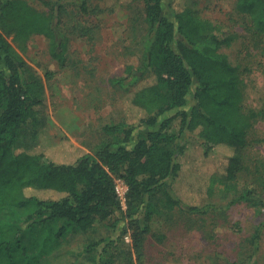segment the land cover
Listing matches in <instances>:
<instances>
[{"label":"trees","instance_id":"16d2710c","mask_svg":"<svg viewBox=\"0 0 264 264\" xmlns=\"http://www.w3.org/2000/svg\"><path fill=\"white\" fill-rule=\"evenodd\" d=\"M112 1L129 7L140 2L150 26L144 67L129 65L109 80L125 92L124 115L103 131L122 138L92 153L50 142L17 153L19 130L36 122L46 100L42 78L13 43L24 50L32 36H42L62 65L68 42L63 29L73 8L76 16L105 9L93 0H55L47 11L26 0H0V264H44L69 230L109 219L121 208L115 179L127 187L122 235L85 247L80 256L88 255L89 263L82 264H115L123 235L140 259L155 212L146 200L154 191L191 213H200V202L218 191L264 214V162L252 153L264 143L254 131L264 123V104L244 108L242 74L223 52L242 36L203 18L187 0ZM234 11L245 37L264 55V0H234ZM191 92L193 106L187 110ZM189 135L196 137V148L186 144ZM218 149L224 166L198 161V154L208 158ZM55 224L61 225L56 231ZM259 233L249 241L253 251Z\"/></svg>","mask_w":264,"mask_h":264},{"label":"rangeland","instance_id":"374dc122","mask_svg":"<svg viewBox=\"0 0 264 264\" xmlns=\"http://www.w3.org/2000/svg\"><path fill=\"white\" fill-rule=\"evenodd\" d=\"M26 1L40 11H47L55 3V0ZM163 2L166 5L168 0ZM187 2L203 18L242 36L223 52L242 74L244 108L262 107L264 55L245 37L244 23L234 11V0ZM94 3L105 9L104 12L76 16L74 8L71 11V19L63 29L68 42L62 65L51 57L49 43L42 36H32L24 50H20V44L13 43L17 55L42 78L46 100V107L38 114L36 122L19 130L17 153L46 142L62 147L71 143L83 152L92 153L102 143L122 138L108 136L103 131L107 125L120 123L124 115L125 92L113 87L109 80L121 77L129 65L135 69L144 67V42L150 34V26L140 2L130 7L112 0H93ZM192 106L191 92L186 109ZM254 131L264 138V123H257ZM186 144L196 148V137L187 136ZM191 153L194 156L193 151ZM222 153L221 149L215 150L208 158L198 154V161L218 163ZM252 153L264 162V143L255 146ZM219 163V167L225 164ZM116 185L121 197L120 210L113 209L106 221L92 219L83 231L69 230L58 240L44 264L89 263L88 255L80 256L85 247L122 235L126 193L121 181ZM236 196L217 191L200 202V213H191L185 208L173 207L162 193L154 191L146 200L155 212L140 259L133 252L128 236L123 235L121 257L115 264H226V261L264 264V214L237 200ZM60 226L55 224L52 228L56 231ZM257 230L260 233L253 251L249 241Z\"/></svg>","mask_w":264,"mask_h":264},{"label":"built area","instance_id":"2783aa9c","mask_svg":"<svg viewBox=\"0 0 264 264\" xmlns=\"http://www.w3.org/2000/svg\"><path fill=\"white\" fill-rule=\"evenodd\" d=\"M122 182L123 184H124V189H125V193L127 194V187H126V185H125V183L121 180V179H115L114 180V185H115V192H116V195H117V197H118V199L120 200V202H121V197H120V195H119V192H118V190H117V185H116V182ZM126 194H125V206H126ZM120 197V198H119ZM122 205H123V202L121 203ZM124 206V205H123Z\"/></svg>","mask_w":264,"mask_h":264}]
</instances>
